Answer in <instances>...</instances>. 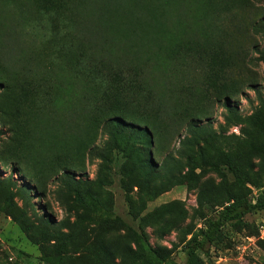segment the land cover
<instances>
[{"label": "rangeland", "instance_id": "1", "mask_svg": "<svg viewBox=\"0 0 264 264\" xmlns=\"http://www.w3.org/2000/svg\"><path fill=\"white\" fill-rule=\"evenodd\" d=\"M263 26L264 0H0V264H138L134 235L183 264L237 178L263 192ZM201 259L264 264V212Z\"/></svg>", "mask_w": 264, "mask_h": 264}, {"label": "trees", "instance_id": "2", "mask_svg": "<svg viewBox=\"0 0 264 264\" xmlns=\"http://www.w3.org/2000/svg\"><path fill=\"white\" fill-rule=\"evenodd\" d=\"M262 32L264 34V26ZM115 123L119 125L118 121ZM222 162L232 171V163L226 156H222ZM236 183L245 193L221 206L207 217L202 227L183 246L185 257L183 264H202L201 258L209 255L211 247L221 237L223 230L228 225H238L244 217L264 212V191L253 194L239 178L236 179ZM134 244L138 264H168L163 254L148 246L144 238L134 235ZM57 261L58 257L45 258L47 264H57Z\"/></svg>", "mask_w": 264, "mask_h": 264}]
</instances>
